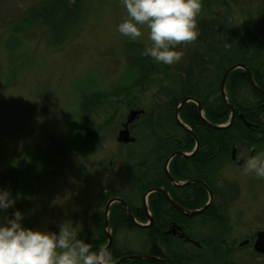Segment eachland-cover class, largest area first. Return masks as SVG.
Returning <instances> with one entry per match:
<instances>
[{"label": "rangeland", "instance_id": "obj_1", "mask_svg": "<svg viewBox=\"0 0 264 264\" xmlns=\"http://www.w3.org/2000/svg\"><path fill=\"white\" fill-rule=\"evenodd\" d=\"M218 1L219 4L211 0L202 6L197 17L200 33L209 26L215 28L213 35L202 32L204 40L211 37L216 48L221 36L222 44L228 48L242 39L244 28L250 27L264 43V0ZM50 2L0 0V176L15 175L17 180L22 177L19 184L15 180L8 188L13 197L19 198L6 213L11 215L14 209H19L24 213L25 226L53 231L70 219L81 237L98 246L105 196L126 195L131 189L124 180L126 155L132 153L138 161L139 140L145 132L149 133L143 130L145 122L159 115L162 104L168 107L169 92L180 88L177 82L182 67L191 63L208 65L200 55L207 50V44L198 36L190 44L178 46L184 53L179 63L159 64V69L167 73L157 71L143 78L139 86L124 92L133 80L126 47L129 44L145 47L148 41L146 31L142 40L133 42L116 30L126 15L121 0H59L67 6L68 16H59V10L55 11L56 22L69 20L63 25L62 34L41 21L40 14L51 8ZM24 19L32 21L31 27L15 31V26ZM192 58L203 59L194 62ZM204 70L206 76L208 70L205 67ZM113 90L121 91L109 99L96 100L88 114L83 115L82 122L87 123L95 139L65 148L66 156L55 169L40 167L25 175L26 168L53 138L80 126L85 96L96 92L108 95ZM247 94H251L250 90L241 86L236 96L246 100ZM131 110H142L129 124L137 140L132 145L120 144L118 132ZM243 168L231 162L224 165L222 178L228 183H222L213 206L218 215L210 216L208 221L206 209L202 211L206 221L199 219L202 223L194 232L201 246L176 247L182 255L181 264H264V253L254 247L257 230H264V179L245 175ZM224 202L227 207L222 209ZM113 208V205L109 208V220L111 215L114 217ZM146 239L143 232L131 227L118 232L115 246L122 254L120 258L149 255ZM106 241L101 248L106 247L108 238ZM155 262L163 264L159 261L145 264Z\"/></svg>", "mask_w": 264, "mask_h": 264}, {"label": "flooded vegetation", "instance_id": "obj_2", "mask_svg": "<svg viewBox=\"0 0 264 264\" xmlns=\"http://www.w3.org/2000/svg\"><path fill=\"white\" fill-rule=\"evenodd\" d=\"M202 59L192 58L191 60L201 62ZM205 61L210 62L211 65L199 66L191 63V65L181 68L182 73L187 74L188 72L192 78L188 82L191 91L193 78L206 81L203 85L204 94H199L202 98L207 95H218L216 79L219 71L227 66L226 60L218 57H205ZM204 67L208 70L205 77H203ZM219 86L221 90V83ZM187 98H195L197 101L189 99L183 104H181L183 100L180 101L173 110L171 109L173 111L172 116L168 112L164 114L165 107L160 106V113L155 117L157 121V134L155 136L149 135L152 133L149 132L150 130L149 133L145 132L149 128L145 122L146 126H143L145 135L139 140L138 161L132 153L126 155L128 163L125 166L124 180L131 187L129 193L126 194L130 201L128 202L123 196H119L132 209L135 219L129 216L130 222L139 228L136 230H141L146 236L149 253L152 252L149 255L158 256L167 262L181 258L182 255L177 253L181 244L189 248L195 245L201 246L194 236V232L197 227L199 228L202 220L206 221V217H203L202 212L195 214H191V212L206 206L205 212H207L209 208L215 205L216 199L219 198L218 194L221 191L222 183L224 185L228 183L226 178H222L224 165L231 162V164L242 167L244 161L238 163V160L244 159L250 154L255 155L264 149L260 144L261 141L264 142V128L255 124L253 127L255 130L254 140L240 146L234 144L228 153L227 139L224 136H210L207 128H213L209 123L224 124L212 122L207 115V108L210 105L213 106L214 112H219L222 116L224 114L223 106L221 104L218 106L216 101L209 100L206 102L204 99H198L191 95H188ZM222 98L226 102L223 96ZM188 102L194 105L195 108H193L194 111L197 110V114L194 116L187 111L186 119L183 109ZM177 108H179L180 122L175 115ZM240 115L242 114H239V117ZM165 123L172 124L173 135H164L162 127L165 126ZM246 150H248L247 153ZM234 151L238 160L233 158ZM211 196L213 197L212 204L210 203ZM122 206L127 210L124 204ZM224 206L227 207L225 202L224 205L222 204V209ZM209 217L207 218L208 221L210 220ZM128 223L127 219L119 218L117 233L124 232L129 227L127 226ZM111 230L114 234L115 229L111 227ZM152 237L155 240L154 243L150 242ZM113 239L107 249L112 246Z\"/></svg>", "mask_w": 264, "mask_h": 264}, {"label": "trees", "instance_id": "obj_3", "mask_svg": "<svg viewBox=\"0 0 264 264\" xmlns=\"http://www.w3.org/2000/svg\"><path fill=\"white\" fill-rule=\"evenodd\" d=\"M51 2V8L45 10V9H41L42 13L41 15V21L42 23L49 27L52 30H55V32L57 34H60L62 31L64 33V24L69 22V20H62L63 22L58 23L56 22L55 19V11L57 12L59 10L60 13H57V15L61 16H68V12H66V8L67 6L64 4H60L59 0H50ZM211 0H202V6H207L208 4H210ZM218 0H214V4H219ZM64 9V10H63ZM36 15V14H35ZM61 28H58V26ZM32 25V21L29 19H24L21 20L19 24H17L15 26V31L19 32L22 31L23 29H27L30 28ZM208 24H206L205 27H207ZM203 27V26H202ZM211 26H209V28H205L204 30L207 32L208 35L212 34L215 31V28H210ZM202 30V32L204 31ZM243 34H242V39L239 42H235L233 43V45L229 46L228 48H226V46H224L220 40L221 36H218V43L220 44L219 46H217L215 48V41L213 42L211 39V37L207 40H204L203 37H201V35H203V33L199 32V39H202L206 42L207 44V50L205 51L204 54H200L202 55L204 58L205 57H218V58H222L225 59L227 62V66L220 70L216 79V86H217V93L218 95L215 96H202L199 94H204V83H206V81H201L199 79L193 78V87H192V91L190 90V86L188 85L189 82V78L192 79L190 77V75H188L186 73H181L179 74V81L177 82L178 84H180V88L177 89H172L169 92V103H168V107L167 109L165 108V110L163 111L164 114H168L171 116L173 115V111H171V109L173 110L177 104L180 103V101L184 100L185 98L188 97V95L191 96H195L198 99H204L206 102H208L209 100H212L213 102L216 101V103L221 104V106H223V110H224V114L221 116L219 112L215 113L214 112V107L213 106H209L207 108V115L208 117L212 120V122H217V123H227L231 117V107L229 105V103L225 102L221 96V90H220V86L219 84L221 83L223 76L225 74V72L232 66L242 63L245 66H247L252 74L255 77L256 83L264 90V43L261 41L262 38L259 37L258 35H254L253 31L251 30L250 27L244 28L243 29ZM219 33H221V30H218ZM62 34V33H61ZM237 34V33H236ZM143 49L144 47H142L139 44H129L126 47V53L129 56V70H131L132 73V83L130 84V86H127L123 89L124 92H126L128 89H131L134 86H139L141 83V80L145 77L151 76L152 74L156 73L157 71H159V73L161 74H165L167 73V70L165 69H159V64L155 63L150 57L148 56H142L143 54H138L137 52L139 50L142 51L143 53ZM215 49V50H214ZM207 66L211 65L210 62H207ZM191 65V64H190ZM206 66V65H203ZM185 72V71H184ZM207 74V73H206ZM186 75V76H185ZM203 77H205V72L203 71ZM185 83H187L185 85ZM203 83V84H202ZM182 86V87H181ZM244 87L246 89L250 90V95H246V100H241L238 96H236V93H238V91H240V87ZM226 90L228 91V95H229V100L231 103H233L235 105L236 108V117L234 122L228 126L225 127L224 129H219V128H210L207 127L209 130V135L210 136H224L227 139V144L226 146L227 148V152L230 153V148L231 146L237 145H244L247 142L253 141L255 138V134L253 130V127L255 124H259L260 127L264 128V95L262 93H260L258 90H256L246 72V70L242 69V68H237L234 69L233 71L230 72L227 81H226ZM121 91V90H119ZM118 91V92H119ZM117 90H113L111 92V94L109 93L108 95H100L99 93H91L88 96H85L83 98L82 101V105H81V114L79 117V127L73 129L72 131L69 132H65L62 133L60 135H58V137L53 138L52 142L49 143V145L43 149L40 154L38 155V158L35 160L34 163H31L30 166H28L24 172L25 175H29V174H33L34 172H36L40 167L44 168L46 170L51 169V168H56L57 165L62 161V157L64 158L66 155H64V151L65 148H67L68 146H79L81 144H83L82 140L84 141L85 139H95L93 131L87 126V123L82 122L83 120V115L88 114V112L93 108V103L96 100H106L112 97V95L117 96L118 95ZM250 97V98H249ZM95 99V100H93ZM244 99V98H242ZM249 99V101H248ZM253 104H250V103ZM162 104V103H161ZM160 104V106H161ZM170 105V106H169ZM162 106L165 107V104H162ZM194 105L192 103H187L183 109V113L185 114V118L186 117V113H190L194 116H196L197 114V110L195 109L194 111ZM170 110V111H168ZM188 111V112H187ZM239 114H242L244 119L251 124V126H248L245 121L239 117ZM150 122H146V124L148 125V131L152 132V133H156L157 132V121L155 120V118H149ZM188 122H190V120H188ZM191 123V122H190ZM165 126L162 127L163 133L164 135H173V131H172V124H168L165 123ZM194 126V124H192ZM195 127V126H194ZM54 141V142H53ZM261 147H264V142L261 141L260 142ZM55 145V146H54ZM57 146V147H56ZM61 160V161H60ZM21 179L17 180L18 178H16V176H12V175H5V176H0V189H8L10 188V186L13 184L12 182L17 180L19 181L18 184L20 183V181L22 180V177H20ZM25 179V178H23ZM17 184V185H18ZM131 188V187H130ZM138 188V187H135ZM126 201H130L129 196L127 195H122ZM109 198L111 197H107L105 196V200L107 201ZM113 209H114V217L111 215V227H113L115 229V233L113 234L114 239H113V244L110 247V251L112 253V260L113 263L115 261H117L122 254L118 253V250L116 248V234H117V229H118V224L117 221H119V218H125L128 220V226L132 227V228H137L139 229L136 225L132 224V222H130L129 219V215L127 213V211L123 208L122 204L119 203H115L113 204ZM205 212V211H204ZM203 212V213H204ZM205 214H207V216H212V217H216L218 215V213L216 212V210H214L213 207L209 208V210H207V212H205ZM217 221V220H216ZM141 231V230H140ZM99 232H101L102 237H97L98 240V246H96L95 244H91L93 249H97V248H101V245L104 246L106 244V240H107V236L105 233V229H104V220L103 222L100 224V230ZM96 241V240H95ZM150 242L154 243L155 240L152 237V239L150 240ZM94 245V246H93ZM149 254H152L149 253ZM154 254H156L154 252ZM179 261V263L181 264V258H175L174 261ZM149 261L147 260H139V261H135V262H130V261H125L121 264H137V263H148ZM152 263V262H151ZM156 264H158L157 262H155ZM167 263L169 264H174V262L172 261H168Z\"/></svg>", "mask_w": 264, "mask_h": 264}, {"label": "clouds", "instance_id": "obj_4", "mask_svg": "<svg viewBox=\"0 0 264 264\" xmlns=\"http://www.w3.org/2000/svg\"><path fill=\"white\" fill-rule=\"evenodd\" d=\"M126 15L116 30L130 41L148 43L143 55L164 65L179 63L183 51L178 46L190 44L199 35L197 17L202 0H121ZM243 173L264 179V151L244 157ZM19 197L0 189V264H113L107 248L93 249L79 235L72 220L58 225V230L25 226L24 213L14 209Z\"/></svg>", "mask_w": 264, "mask_h": 264}, {"label": "water", "instance_id": "obj_5", "mask_svg": "<svg viewBox=\"0 0 264 264\" xmlns=\"http://www.w3.org/2000/svg\"><path fill=\"white\" fill-rule=\"evenodd\" d=\"M237 67H242L244 68L248 74H249V77H250V80L254 86V88L256 90H258L260 93H262L264 95V90H262L258 84L256 83L255 79L253 78L252 76V73L250 71V69L248 67H245L244 65L242 64H237L235 66H232L230 67L223 79H222V83H221V91H222V95L224 97V99L227 101V103H229L231 109H232V116H231V119L230 121L225 125V126H219V125H214V124H211L209 123L213 128H222V127H228L232 124V122L234 121V118H235V106L233 103H231L229 101V97H228V94L226 93L225 91V82H226V79L229 75V73L237 68ZM187 101L184 100L181 104L185 103ZM201 105V104H200ZM180 107V106H179ZM142 112V110H131L129 115L127 116V121L123 124V128L119 131V136H118V140L120 142H124V143H131V142H134L135 141V137H132L130 135V130H129V124L135 120V118L138 116V114H140ZM178 114H179V108L176 109V118L177 120L180 122L179 120V117H178ZM243 118V117H241ZM245 123L248 125V126H251L247 121H245ZM233 158L235 159L236 158V152L234 151L233 153ZM235 160H238L237 158ZM244 159H241V160H238V163H243ZM211 200H212V196H211ZM115 201H120L124 204L125 208L127 209V212L128 214L130 215V217L132 219H135L134 217V214L132 212V209L131 207L128 205V203L126 201H124L122 198H111L107 205H106V210H105V231H106V234L108 236V243L106 245V247H103V248H108L111 243H112V234H111V226H110V220H109V208L111 207V204L114 203ZM207 207V206H206ZM206 207H203L201 209H196L194 211L191 212V214H195V213H200L202 211H204V209H206ZM141 226V225H139ZM257 240L255 242V249L257 250V252H261V253H264V230L263 231H259L257 233ZM246 243V242H245ZM128 259H133V260H149V261H159V262H162L163 264H166V261L160 257H156V256H152V255H135V256H128V257H123V258H120L118 259L117 261H115L113 264H119L120 262L122 261H125V260H128Z\"/></svg>", "mask_w": 264, "mask_h": 264}]
</instances>
